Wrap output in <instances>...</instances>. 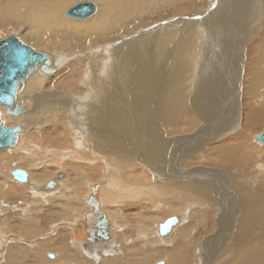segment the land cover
<instances>
[{
  "label": "bare ground",
  "instance_id": "bare-ground-1",
  "mask_svg": "<svg viewBox=\"0 0 264 264\" xmlns=\"http://www.w3.org/2000/svg\"><path fill=\"white\" fill-rule=\"evenodd\" d=\"M69 1L0 0L1 29L7 27L3 25L6 19L14 23L15 20L24 21V32L13 36L46 55L50 62L48 67L52 68L45 73L39 66L19 83L11 109L20 112L19 115L8 114L6 107L0 105L1 126L18 130L15 145L0 150V195H16V199L29 197L28 202L19 200L20 207L16 210L20 212L21 222L18 224L27 227L32 222V212L54 213L60 204L68 213L59 225H55L57 233L51 240L61 229L76 232L77 236L76 228L69 229L61 224L84 221L92 210L88 203L100 202L110 224L116 223L122 232V222L114 213L121 209L114 205L124 203L125 208L139 211L141 206H149L148 201L162 202L163 197L170 195L172 200L166 201L176 203L164 206L171 211L177 206L208 211L211 203L222 204V227L215 237L204 242L201 256L206 249L212 253L219 240L223 244L219 249L226 250V257H230L224 264H250L249 261L264 256L260 249L264 247V144L255 145L254 140L259 143L258 135H253L264 126V45L250 46L249 56L254 67L246 65L244 71L240 59L248 41L264 26V0L257 10V0H253L242 27L243 22H239L243 20L237 17V22L233 20L235 17L231 18L230 9L234 4L223 3L205 15L202 11L193 14L202 19H192L188 26L193 23L197 30L204 28L203 34L200 31L201 34H195L196 29L188 32L187 26L180 31L182 36H178L175 28L186 19L175 21L171 18L162 27L132 35L131 41L121 45L124 50L105 48L101 42L116 37L129 39V34L140 28L144 15L151 21L157 11L166 13L172 0H118L117 4L110 5L114 12L111 17L101 9L102 4L84 0L96 6V12L86 19L69 17L67 12L72 6L65 10V17L62 16L63 11L58 8ZM127 18L134 19V24ZM6 29L12 30L14 26ZM72 35L78 39L72 51H84L83 54L79 52L76 60L53 49L70 48L65 39H71ZM259 38L264 42V32ZM89 40L93 41L91 47L79 44ZM222 55L225 57L220 58ZM107 61L113 62L112 69L106 67ZM81 66L85 71L77 82ZM57 72L58 78L54 81L51 75ZM241 74H245V86L250 87L244 88V96L254 98L247 99L253 104L247 110L244 101L239 102ZM67 84L69 95L63 90ZM83 90H86L83 95L86 100L78 96ZM88 99L90 106L80 105ZM210 114H214L215 119L209 117ZM211 125L216 128H210ZM55 138H59L58 142ZM65 145H70L69 149H65ZM72 150L74 157L69 158ZM4 153L12 154L19 165L28 168V183L11 182L12 175L2 166L6 164L1 157ZM192 156L197 157L194 166H191ZM198 160L203 161L205 171L197 169ZM223 164L236 165L237 174L223 173L220 170L224 169ZM71 170L72 176L69 175ZM57 171L61 173L52 180L55 186L48 190L47 183ZM92 176L96 179H87ZM83 195H86L85 209L82 208ZM231 208H238L239 215L236 216L234 210H231L234 215H229ZM13 211L15 209L9 204H3V199L0 201L2 248L9 237L3 231L14 224L8 220ZM187 217L188 214L176 217L179 223L167 238L160 236L158 230L160 240L166 241L177 233L175 231H181ZM191 220L190 216L189 222ZM235 221L234 230L233 226L225 224ZM155 230L147 231L146 240L155 236ZM71 241L77 251L79 245L76 240ZM86 244H90L91 251L98 256L110 248L106 243ZM36 254L32 261H41L38 259L40 252Z\"/></svg>",
  "mask_w": 264,
  "mask_h": 264
},
{
  "label": "rangeland",
  "instance_id": "rangeland-1",
  "mask_svg": "<svg viewBox=\"0 0 264 264\" xmlns=\"http://www.w3.org/2000/svg\"><path fill=\"white\" fill-rule=\"evenodd\" d=\"M81 1H84V0H70L68 3L67 2L62 3L61 6L59 8L58 7L57 8H58V10L63 11L62 16H64V12H65V10H67V8H70L71 6H74ZM91 1H94L97 4L99 3L100 5L102 4L101 9H104L108 13V17H111L114 14L112 9L110 8V5H115L118 3V0H91ZM235 1L234 0H223V1L222 0H172V1H170L171 4H170L169 8L166 9L167 10L166 13L162 14L161 12L157 11L155 13V15H153V19L151 21L147 18L146 15H144L140 28L136 30L137 33H136V31H135V33L133 31L131 34H129L130 35L129 39L127 37H123V38L116 37L114 39H109L107 42L106 41L101 42V44L104 45L103 47H105V48L108 47L112 50H114V49L116 50V48L117 49L120 48V49L124 50L121 45L124 44L125 42L131 41L133 39V38H131L132 35H137L138 33H140V34L145 33V32H148V30L151 31V30H155L156 28L162 27V26H164L165 22L170 21L171 18L175 21L176 20L183 21L182 18L186 19L185 20L186 23L181 22L176 27V28H178L180 26L179 29L175 28V31L178 30V36H182V33H180V31H183V29H185L188 25H190L189 21H191L192 19H196L197 21H200L202 19V18H199V16L193 17L194 13L198 14L199 12L202 11V12H204V15H205L208 11H210V9L211 10L217 9L220 6V4H223V3H225L226 5L234 4L233 9H230V11L232 12L231 18L233 19V17H235L233 19V20H235L238 17L239 19L243 20V21L239 22V23L243 22L241 25V27H242V26H244V22H246V19H244L245 16L247 15L246 11H247L248 7H251V3L253 2V0H251V1L249 0L250 3L248 0H246V1L245 0H238V1L235 0ZM46 2H49V0H46ZM106 2L108 3V5L106 4ZM255 3H257V5L255 6V8L257 10L258 6L262 3V0H257ZM39 6H40V4H39ZM52 6L53 5H51L50 7H52ZM159 6L162 7V2L159 3ZM206 6L208 7V9L205 12L204 9L207 8ZM199 15H202V14H199ZM132 16L137 17V14H132ZM239 19H238V21H239ZM6 20L7 21L3 22V25L10 27V28H12L14 26V29H12V30L6 29L7 27H5L4 29H1V26H0V40L5 38V37L22 34L24 32V28H25L24 21H19V23H18V21L15 20V23H14L10 19H6ZM126 20L130 24H134V19L127 18ZM210 20L213 21L214 19L210 18ZM255 20L256 19H254V21ZM235 21H237V20H235ZM182 23H184V24H182ZM197 24H199V26H200L201 22H198ZM194 25L195 24L192 23L191 26H188L186 28V31L192 32L193 29H196V31L194 33L197 35L201 34L204 28L202 29V31L200 29L197 30V28H196L197 26L195 27ZM235 28H237V27H235ZM262 31L264 32V26H262L260 31H258V35L254 36L252 38V40L248 41L246 46L243 48L242 53L240 54L241 62L244 65L243 66L244 71H245L246 65L250 66V67H254L253 62L251 61V58L249 56L250 46L254 45V46L259 47L261 45H264V42L259 38L263 34ZM77 40H78L77 37L75 35H72L71 39H69V38L65 39V42L69 45L70 48H65L67 46H63V47H56L53 49L57 53L67 55L68 57H70L71 60H73V59L76 60L77 56H79L78 55L79 52H81V54H83V52H84L83 50L82 51L81 50L76 51V52L72 51V49L76 48V46H77ZM71 43H72V45H71ZM92 43H93V41L89 40V41H83L82 43H79V44H81L83 46L87 45L88 47H91ZM110 45H111V47H109ZM98 50L99 49L97 48V51ZM221 57H225V56L222 55V56H220V58ZM81 67H82L81 69L79 67V71H78V73H81L80 74L81 78L80 77L77 78V82H80V80L82 79V76H83V72L85 71V70H83L84 67L83 66H81ZM106 67L112 69L113 68V62L107 61ZM55 74H56V76H55ZM55 74L51 75V77L54 81L55 80L57 81L58 72ZM244 76H245V74H244ZM244 76L241 74L240 75L241 79L239 80V83L241 81V85H240L241 88L239 87V89H240L239 90V98L241 101H239V102L242 103V101H244L243 104L245 106V109L247 110V109H249L250 105H253L252 102H250L248 100L254 99V98L244 96L245 95L244 88H246V86L248 87V85L245 86V84H244ZM243 86H245V87H243ZM83 88L84 87H82V89ZM68 89H69V86L67 84V88H63V90L67 91L65 93V95H69ZM246 89H250V87H248ZM72 94H73V92H72ZM85 94H86V90H83V92L80 91L78 93V96L82 95V97H83V95H85ZM88 98H90V97H88ZM83 99L86 100L87 97H83ZM89 101H90V99H88L85 102L81 101L80 105L85 104L86 107L90 106V105H88L90 103ZM255 104H256V102H255ZM239 109L242 110V106H241V108L239 107ZM209 117L215 119L214 114H210ZM67 121L69 123L68 118H67ZM51 122H53V121H51ZM210 128H216V127H215V125H211ZM263 132H264V126L262 128L257 129L253 133V135L256 136V135H259ZM70 137H73V136L71 135ZM58 139L59 138H55L54 140L56 142H58ZM73 143H72V145H73ZM254 144L255 145H262V144L257 143L255 140H254ZM65 146H66L65 149H69V147H70V145H65ZM73 150L70 153L69 158L74 157V155L72 156V154L74 152ZM7 154H8V156H7ZM9 154L10 153H6L5 155H1V157L4 158L3 163H6L5 165L4 164L2 165L3 167H5L4 169L6 171H8L10 174H11L12 170L14 171V170L22 169V170L28 171L27 167L19 165L18 159H15L12 156V154H10V155ZM197 157H200V156L198 155ZM197 157H195V158H197ZM195 158L193 156L191 157V163H192L191 166H194L193 163L196 162ZM197 162H199L197 164V166H198L197 169L202 170V168H203V170L205 171L206 167H205V165H203V161L198 160ZM214 168H216V167H214ZM223 168L224 169H220L223 173H225V171H227L228 173H230L232 175L237 174V166L236 165L228 166L227 164H223ZM211 169H213L212 166H211ZM192 170L193 169L191 168V171H190L191 173L193 172ZM63 171L66 173V170H63ZM64 172H62V173L65 174ZM58 173H61V172H59V171L54 172L52 179H50V180L57 178ZM71 174L74 175V172L72 170L69 171V175H71ZM228 176L229 175H227V177ZM10 178H11V182H13L15 184H19V182L13 181V177L10 176ZM181 178H183V177H181ZM87 179L88 180H95L96 177L92 176V177H88ZM98 181H100V180H98ZM98 181H96V182H98ZM98 183H100V182H98ZM22 185H24V184H22ZM78 192L81 193L80 191H78ZM100 195H101V193H99V196ZM15 196L16 195L7 196V197L3 196L2 197L0 195V201L3 199V204H9V206H11L13 209H15V211L11 212V214H9V216H8V220L10 222L12 221V223H14V224H10L9 228L7 230L3 231L9 237H7L8 239L6 241L5 247L4 246H3V248L0 247V264H158V263L178 264V262H179V264H224L225 261L228 262L230 260V257L229 258L226 257V250L224 252H221L222 250L219 249L220 247L223 246V244L221 243L222 240H219V242H217L214 245L216 247L214 248V251L212 253L210 252V250L206 249V251H204L205 253L202 254V256L200 255V251L204 250V246H203L204 242L206 240H209V238H213V236L215 237V235L218 234L220 228L222 227L221 219L223 218V213H222L223 208H222V204H220V203H217L215 205H213L214 203H211L210 204V210L207 209L208 211H206V209H204V208L202 210H200V207H198V208H188L187 207V209H186L183 206H177V208H174L172 210L173 212L169 208L166 209V207L164 206L166 203H170V205H174L176 203V201L169 202L170 200H172V196H170V195L168 197H163V198H165V200H162V202H157V203L154 202L155 205H154V203H150V201L147 200L149 202V206L148 207L141 206L139 211H137V210L134 211L130 207L125 208L124 205H126V204H124V203H122L120 206L113 204L115 207L118 206L121 209V210H119V213L114 212V211L113 212L115 214H117V215H115L117 220L119 217L120 220H118V221L122 222V223L118 222V224L119 223L121 224L120 226L122 228L123 233L119 230V228H118L119 225H117L116 223H112L111 224V231H112V235H113V237L111 239L112 241L106 242V244H109L110 248L107 250L108 251L107 253H103L101 255L99 254V256H98V255L94 254V252L91 251L92 247L89 246L90 244H86L83 241L84 231H83V226H82V221H83L82 219H81V221L77 222L78 224H76V222H72L77 227H75L73 224H71V222L61 224L65 227H68L69 229H71V228L75 229L76 228L77 233L79 232V234H78L79 236L75 235L76 232L73 233L71 231H65L64 229H61L59 231L60 234H57L56 238L53 241L51 240V238L53 236H55L57 233V232H55V230H57V227L55 225H57V224L59 225V223H61V221H62V218H64L68 213V211H66L60 204L55 208L54 213H52L51 211L50 212L46 211V210L40 211V212H32V215H31L32 222L30 223V225H27V227L24 226L23 224L19 225L18 223L21 222V218L19 217L20 212H19V210H16V208L20 207L18 205V204H20L19 203L20 201H22V202L27 201L28 202L29 197L27 196L26 199H23V198L16 199ZM83 196H84V199H83V201H84L86 195H83ZM99 199L101 200V197H99ZM157 199L158 198L154 199V201H157ZM166 199H169V201L168 200L166 201ZM4 200H5V202H4ZM233 202H234V200H233ZM143 204L145 206H147L145 203H143ZM82 206H83L82 207L83 209L87 208L86 200L83 202ZM73 208L76 209L75 207H73ZM175 209L178 210V211H176L177 213L175 212ZM192 209H194V210L192 211ZM231 210H234V212H236L235 213L236 216L239 215L238 208H231L229 210V212ZM64 212H65V215H64ZM229 212H228L229 215H234V214H232V211L230 213ZM121 214H123V215H121ZM187 214H188L189 218L188 217L185 218L182 227L181 228L179 227L180 229L183 228L181 231H178V230L175 231L177 233L174 236H172L174 239L172 237H170L168 240L166 239V241H161L160 238H162V237H160L157 233V231L159 230V226L161 224H163L166 220H168L172 217H177V216L181 217L183 215L186 216ZM253 215H254V213H253ZM190 216L192 217V220L189 222ZM225 216L226 215H224V218H225ZM236 216H233V217H236ZM238 218L239 217L236 218L237 222H238ZM125 219H127V220H125ZM237 222L235 221L233 224H232V222H226L225 224L227 226H230V227L233 226L232 230H234L235 229V223H237ZM69 224H71L72 226L71 227L68 226ZM30 226H31V228H30ZM137 226H140L139 229L137 228ZM236 226H237V224H236ZM50 228H52V229H50ZM58 228H60V226ZM77 229L80 231H78ZM152 229H157L154 232L156 237L152 236L153 238L151 237V239L146 240L147 235H145V234H147V231L150 232V230H152ZM192 229H194V230H192ZM113 230H116V231H113ZM178 232H180V233H178ZM25 233H27V234L25 235ZM117 233H119L120 235ZM115 234L117 236H114ZM177 234H179L180 236ZM80 235H82V236H80ZM211 235H212V237H211ZM77 237L80 240L81 239L82 240L80 241L78 239L79 240L78 241L76 239ZM164 237L167 238L168 235L164 236ZM71 240H73V241L76 240L75 242L79 245V249L77 251H76V249H74L72 247V243H71L72 241ZM113 240H115V241H113ZM225 243H228V240H226ZM115 244H116V246H115ZM228 246H229V243L225 247L228 248ZM111 247H113V250L115 252H113ZM260 249H263V252H264V247H261ZM39 252H40V257H38V259L40 258L41 261H39V260L38 261H32V259L35 258V256H33V255H35L36 253H39ZM263 258H264V256L257 257V258H255L254 261H249V263L250 264H264Z\"/></svg>",
  "mask_w": 264,
  "mask_h": 264
},
{
  "label": "water",
  "instance_id": "water-1",
  "mask_svg": "<svg viewBox=\"0 0 264 264\" xmlns=\"http://www.w3.org/2000/svg\"><path fill=\"white\" fill-rule=\"evenodd\" d=\"M96 12V6L89 1L80 2L72 6L67 15L72 18L86 19ZM50 62L46 55L37 52L32 46L22 42L19 37L10 36L0 41V105L6 107L8 114H17L16 110L11 111L14 106L17 87L32 72L33 69L41 66L43 72H50ZM17 129H9L1 126L0 111V150L11 148L15 145ZM257 141L264 144V132L257 136ZM13 179L19 183L29 182V173L18 169L11 173ZM62 178V176L60 177ZM54 181H49L46 188L53 189ZM96 190V188H93ZM93 196H96L94 194ZM92 210L86 214L83 221L84 242L91 244H103L112 241L111 224L108 216L103 212L101 203H88ZM178 220L172 217L159 226L160 236L164 237L171 233L177 226ZM163 264V263H158Z\"/></svg>",
  "mask_w": 264,
  "mask_h": 264
}]
</instances>
